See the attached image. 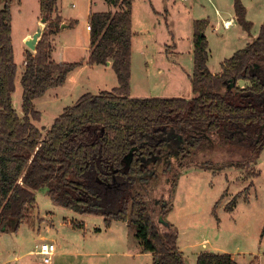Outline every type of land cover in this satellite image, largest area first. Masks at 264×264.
Wrapping results in <instances>:
<instances>
[{
  "label": "trees",
  "instance_id": "trees-1",
  "mask_svg": "<svg viewBox=\"0 0 264 264\" xmlns=\"http://www.w3.org/2000/svg\"><path fill=\"white\" fill-rule=\"evenodd\" d=\"M10 0L0 9V233H17L36 206V193L82 216H98L106 229L128 223L142 252L154 264H186L177 229L165 223L172 204L163 203L158 224L137 187L167 175L176 188L186 169L213 174L234 168L243 180L259 176L253 164L264 151V25L258 38L221 64L208 68L207 21L193 24V99L130 97L133 0H106L120 11L92 13L89 66L112 64L119 86L112 92L86 94L67 108L49 129L40 130L34 102L59 88L81 64L52 59V37L63 20L58 0H39L46 31L37 52L26 51L21 77L22 114L13 107L17 64L12 44ZM238 24L248 34L253 24L235 0ZM247 86L240 87L239 83ZM233 158L220 166L208 152ZM221 156V155H220ZM250 185L244 191L248 201ZM142 188V187H141ZM236 198L227 206L233 211ZM166 228L167 233L161 231ZM197 264H237L232 255L202 252Z\"/></svg>",
  "mask_w": 264,
  "mask_h": 264
},
{
  "label": "rangeland",
  "instance_id": "rangeland-1",
  "mask_svg": "<svg viewBox=\"0 0 264 264\" xmlns=\"http://www.w3.org/2000/svg\"><path fill=\"white\" fill-rule=\"evenodd\" d=\"M5 2L0 0V9ZM9 2L17 64L13 107L23 118L21 77L27 50L24 41L29 33L34 35L38 21L42 20L40 2ZM240 2L246 9V19L253 22L252 36L258 35L264 25V0ZM234 3L235 0H133L132 98H189L192 82L188 76L194 64L191 38L194 21L208 22L209 70L220 73L221 64L247 46V34L238 22L228 31L221 27L222 19L236 17ZM113 10L105 0L57 1L55 16L65 20L69 28L60 27L52 37V59L60 64L81 65L68 75L63 86L50 89L35 100V110L41 114V120L33 123L40 130L49 129L65 109L75 106L84 95L112 92L119 86L112 66L88 65L89 16ZM238 85L247 86L246 83ZM222 155L223 152L213 151L206 157L217 159L220 166L233 161L230 156L223 158ZM253 167L259 176L249 180H243L245 176L234 168L226 167L215 174L198 168L186 169L176 188H172L167 175H159L162 168L157 167L159 178L150 177L147 184L136 190L143 194L156 224L160 205L171 202L172 209L165 223L174 226L180 234L178 245L186 248V264H197L195 253L204 249L233 255L237 264H264V151ZM250 185L253 186L246 201L243 195ZM235 198L233 211H228L227 206ZM48 229L47 235L56 237L57 242L53 264H154L148 255L133 262L124 255L127 250L135 253L137 249L134 243L138 242L131 239L132 226L107 231L102 217L82 216L57 206L47 196L46 189L36 193V206L27 224L17 233H0V264H43L40 257L31 252L36 251V245L41 244V236H46ZM160 229L168 232L164 227ZM205 245L207 247L203 248Z\"/></svg>",
  "mask_w": 264,
  "mask_h": 264
},
{
  "label": "crops",
  "instance_id": "crops-1",
  "mask_svg": "<svg viewBox=\"0 0 264 264\" xmlns=\"http://www.w3.org/2000/svg\"><path fill=\"white\" fill-rule=\"evenodd\" d=\"M105 2H106V4H108L109 5V3H107V1L105 0ZM114 7V6H113ZM118 11H120V8L119 7H114V10L112 11V12H110V13H112V14H114V13H116V12H118ZM217 13H218V11H217ZM218 15H219V17L221 16L219 13H218ZM247 17H249V15L247 16ZM248 22H251V23H253L251 20H250V18H247L246 19ZM226 21H231V27L229 28V29H224L223 28V22H226ZM40 20L38 21V25L40 24ZM194 22H196V21H194ZM194 22H193V24H194ZM237 22V18L235 17V18H231V19H222L221 20V24H222V28L225 30V31H228V30H230L231 28H233L234 27V25H235V23ZM132 25H133V23H132ZM62 26H65V28H63L62 29ZM88 27H89V25L87 26V31L90 33V31L88 30ZM67 28H69V24L68 23H66V21L65 20H63V23H62V25H61V29L62 30H64V29H67ZM244 32V31H243ZM260 32H261V30H260ZM246 41H247V43H246V45H249V44H251L252 42H254L257 38H258V36H259V34L258 35H253L252 36V34H251V32L248 34L247 32H246ZM32 34H28V36H31ZM27 36V37H28ZM55 36V35H54ZM54 36H53V38H54ZM243 36V35H242ZM26 37V38H27ZM192 39H193V26H192V37H191ZM28 50V49H27ZM27 50H25V52L27 51ZM193 50H194V45H193V41H192V52H193ZM242 50V49H241ZM238 51H240V50H237V52ZM234 53H236V52H234ZM233 53V54H234ZM209 55H210V53H209ZM210 59V58H209ZM193 61H194V59H193ZM208 63H209V61H208ZM110 66H112V64L110 65ZM110 66H108V67H110ZM106 67H107V65H106ZM208 68H209V65H208ZM193 70H194V64H193V69H192V72H191V74L188 76V78H189V80H190V82H192L191 80V78H192V75H193ZM213 74H219V73H213ZM241 83H243V82H241ZM191 95L189 96V98H182V99H184V100H190V99H193V97H194V93H193V90H192V88H191V93H190ZM130 97L132 98V96L130 95ZM134 99V98H133ZM164 99H169V98H164ZM78 227H80L81 228V226L79 225ZM130 227V225L128 224V223H123V222H114L113 224H112V226H111V228L110 229H108L107 231H114L115 230V228H124L125 230H126V228H129ZM129 230V229H128ZM48 231H49V229L47 230V232H46V236H41V239H40V242L42 243V242H53V243H55V244H57V242H56V237H54V236H50V235H47L48 234ZM98 232H101V229H98L97 230ZM38 235H40V233H41V231L39 230L38 232ZM128 236H129V233H128ZM131 239L132 240H136L135 238H134V233H133V237H131ZM179 239H180V234H178V241H179ZM137 241V240H136ZM133 242V241H132ZM138 242V241H137ZM134 244H136L135 246H136V248L137 249H135V253H133V252H129L130 250H127L125 253L126 254H124L127 258H129V259H132V261L131 262H133V259H137V258H140L141 256H143V255H148V256H150L151 258H152V255L151 254H145V253H143L142 252V249H141V246H140V243L138 242V243H134ZM177 244H179V243H177ZM38 245H36V247H37ZM36 247H35V249H36ZM205 247H207V245H205V246H203V248H205ZM178 248H179V250H180V252H182L183 254H184V256H185V249L186 248H181V247H179V245H178ZM202 252H210L209 250H207V249H204L203 251H201V252H196L195 253V255H196V260H197V256L200 254V253H202ZM31 254H34L35 256H37L36 255V251L33 253V252H31ZM55 257V256H54ZM54 257H53V262H52V264L54 263ZM232 258H233V260L235 261V258L233 257V255H232ZM236 262V261H235Z\"/></svg>",
  "mask_w": 264,
  "mask_h": 264
},
{
  "label": "built area",
  "instance_id": "built-area-1",
  "mask_svg": "<svg viewBox=\"0 0 264 264\" xmlns=\"http://www.w3.org/2000/svg\"><path fill=\"white\" fill-rule=\"evenodd\" d=\"M231 21L223 22V28L229 29L231 27ZM90 31L91 28L88 27ZM57 251V245L53 242H42L40 245L36 247V255L40 257L43 264H52L53 257L55 256Z\"/></svg>",
  "mask_w": 264,
  "mask_h": 264
},
{
  "label": "water",
  "instance_id": "water-1",
  "mask_svg": "<svg viewBox=\"0 0 264 264\" xmlns=\"http://www.w3.org/2000/svg\"><path fill=\"white\" fill-rule=\"evenodd\" d=\"M45 25H46V21L41 20L40 24L38 25L37 31L34 33V35L28 36L25 39L24 44L30 52L32 53L37 52V48L44 36ZM63 28H65V26H62V29ZM106 65L110 66L111 63L108 62Z\"/></svg>",
  "mask_w": 264,
  "mask_h": 264
}]
</instances>
